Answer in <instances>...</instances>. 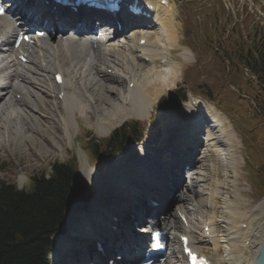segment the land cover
I'll list each match as a JSON object with an SVG mask.
<instances>
[{"label": "bare ground", "instance_id": "1", "mask_svg": "<svg viewBox=\"0 0 264 264\" xmlns=\"http://www.w3.org/2000/svg\"><path fill=\"white\" fill-rule=\"evenodd\" d=\"M149 1L152 2L154 8L152 15H154L151 19L143 21L142 26L146 27L149 35L146 45L141 48V52L145 53L146 56L148 55L149 58H155L156 63L155 60L152 63L145 62L140 58V54H136V50L140 49L138 45L139 38L137 37L141 36V33L129 45L120 46V51L111 53L97 51L96 48L81 40L80 37L56 42L51 47L47 39L45 42L41 41L43 45L35 43L31 47H41L43 56L36 54L34 51V54H32L29 49H26L27 60L25 66L16 64V60L10 54H7L9 66L6 69L9 71L11 78L4 87L0 88V147H3L2 143L9 140L20 143L24 141L25 144H28L26 140L31 136V130L49 128L47 125L52 123L51 116L54 120L55 114L58 117L57 121L61 123L60 126L68 129L77 126L76 116L78 115L87 124L94 126L99 135L108 133L113 126L128 116L147 117L149 110L156 105L164 89L174 86L178 80V75L181 74L179 63L170 55L172 53L171 48L178 45L177 30L174 23L177 13L172 7L159 5L158 0ZM15 2V0H12L14 7L17 6ZM17 7H20V5ZM26 8L29 10V7ZM9 11V15L0 18V28L2 30L7 29L4 32L5 39L8 38V35L10 37V32L14 28L15 22L18 21L11 20V24L7 25V20L14 16L13 11L11 9ZM29 12L30 15L33 14L31 9ZM80 16L82 15L80 14ZM88 20L84 18L75 21H79L85 27L86 23L90 22ZM142 30L144 29H135L134 31L140 32ZM114 34L116 35L115 31ZM120 35L117 34V36ZM126 43L128 44V42ZM51 49L54 50L53 55ZM4 52H7V50ZM181 56L183 62L192 58V54L188 49L181 52ZM50 58H52V61L49 60ZM43 60L45 63H42ZM41 66H44L43 69ZM76 66H79V69H76ZM22 67L26 69L22 70ZM53 67H64L63 72L68 78L62 85L65 89L62 102L55 95L54 98L52 97L53 93L50 86L44 85V81L50 80V74L48 73ZM81 68H83L84 76L77 78L78 70L82 74ZM102 74L104 76L100 78L99 76ZM85 77L86 79H84ZM16 80H18V83L13 85L12 82ZM126 81H131L132 87L127 86ZM26 83H29L30 86H27ZM21 85L25 87L21 88ZM32 86L34 88H31ZM21 89H24L21 96V101L24 102L23 106L19 105L18 101L14 99V96L16 98V94L20 93ZM56 101L61 104L60 108ZM47 112L49 115H46ZM172 113L159 111L162 129L166 130V133L163 139L158 142L157 148L154 149L149 146L150 143H154L151 141L139 145L137 148L128 146L112 162L105 164L101 171L89 166L86 161V166L81 164L82 180L93 181L96 193L90 201L73 204L70 207L67 215L68 231L72 230L79 233L78 237L81 238L84 231L96 227L95 221H97L101 230L99 244L102 252L97 253L96 256H101L105 252L106 249L102 246V242L108 236L114 238L115 249H120L119 242L116 241L121 237L120 233L113 231L110 234L104 228L109 218L121 210H127L132 217H138L142 213H146L144 212L145 208H143L141 213L134 214L141 208L138 206V202L132 205L129 203L131 199L128 201L123 200L127 191L142 188V193L150 198H156L158 195L161 198L163 194L169 192V202L175 207V210L180 209L184 213L190 209H194V211L201 209V202L197 203L194 208L192 207L193 204L189 203L188 197L201 196L200 183L204 181L203 173L206 171H204V167L207 165L213 167V160L218 163L220 155L225 157V155L232 154V135L225 130L224 117L209 104L205 103L203 108L201 105L193 107L188 104L185 108L173 110ZM44 116L50 119V122L42 123V117ZM170 120L175 123L180 140L191 141L190 144L194 145L199 134L203 138V147L199 150L195 149L194 153L191 152V156L194 154L193 158L195 157L193 162H199V166L196 168L200 171L195 173L192 178L187 176V179H191L187 185H184V180L181 179L183 166H178L180 159L173 158L174 156L170 153L172 146L176 144L173 143L172 137L167 134V131L174 130L170 127ZM67 136L69 139L71 138L70 131ZM192 148L194 147L189 148L190 151ZM180 149H182V145L179 146ZM223 164L225 166L224 161ZM133 165L135 168L137 167L136 170L131 169ZM228 168L236 169L235 160H231V166H228ZM165 172L168 176H171L172 180H170L171 184L168 183V187L162 188ZM169 185H175V187L172 188ZM192 185V189H189ZM210 189L207 192L208 194H212L213 197H222L219 186ZM135 199L141 203L139 205L148 207L142 195ZM213 200L209 201L210 206H213ZM223 200L225 202L222 205L228 204L229 207L221 211L222 213H229L233 209V201L229 198H223ZM263 206L264 197L252 211L231 212L233 213L231 214L232 217L225 218L223 225H221L223 228L222 234H218L220 231L214 226L216 222L214 211L210 212L211 215H208L205 219V224H211L210 233L212 237L209 238L204 235V229L202 228L198 238L191 241L190 245L195 250L203 251L205 254L208 253L204 249L209 245L213 251L209 256L215 264H255V254L264 243V231H260L259 235L257 234L258 230L255 227H259L257 226L259 223H255L256 218L254 216L256 211H259ZM107 210H110V212L108 213ZM168 212L162 211L158 217H153L151 221L154 225L168 230L170 234L173 230L183 233L184 228L176 216V211L173 214ZM235 215H242L243 220L237 223L235 219L238 218H234ZM243 222L246 224V228L239 226ZM262 230H264V227H262ZM90 236L91 234H87L83 240H75L66 232L56 238L53 247L55 251H58L61 246L59 251L61 250L66 254L68 246H75L80 256L88 254L86 255L88 257L95 252L92 249L93 241ZM189 237L194 238L192 233ZM219 250H222L221 255L218 254ZM178 252L180 253L179 250ZM173 253L175 255V250L172 248ZM178 256H180V259L181 254ZM131 263L129 259L114 262V264ZM162 264L168 263L165 261Z\"/></svg>", "mask_w": 264, "mask_h": 264}, {"label": "rangeland", "instance_id": "2", "mask_svg": "<svg viewBox=\"0 0 264 264\" xmlns=\"http://www.w3.org/2000/svg\"><path fill=\"white\" fill-rule=\"evenodd\" d=\"M181 1L183 2L182 6H184V7H183V9L181 8L182 15L180 17L179 22L182 23V25H181L180 29L178 30V33H177L178 39H181L183 37L185 39L186 38V31H187L188 37L193 41L192 44L194 45V47H203V45H204V43H203V37H204L203 25H206L209 29H211L213 24L216 21L223 22L226 26L230 24L229 16L223 17L220 13L218 14V17H216V18L214 17V19L210 16L211 10H210L209 6L214 7L216 0H196L199 3L198 4L199 6H195L194 9L188 8L189 5H187V4L184 5V2L186 0H181ZM223 1H224V3L227 2V0H223ZM229 2L232 4V7H234L233 11L231 12L232 13L231 18L234 20L236 19L235 21L238 22L242 28H245L244 29L245 31L248 29H252L250 27V25L252 24V22L254 20H257V21H260L261 23H264V21L262 22L260 20V18L258 17V14L256 12H253V10H252V7L254 5H256L257 7H259V9L261 10V13L263 14V12H264V0H230ZM180 7H181V4H180ZM237 13H239L240 16H238ZM228 14L229 13H226V15H228ZM174 23H175L176 30H177L179 25L176 24L177 23L176 20ZM221 29H222V27H221ZM184 43H185V41L183 40L181 45L179 44V46L176 45L177 47L174 46L175 48L174 47L171 48V50L174 49V52L170 54L171 57H173L175 59V61H177V59L179 60V62L178 61L177 62L179 63V66L181 67L183 74L180 78H178V80L176 81V84L171 88V90L166 94H162L160 97L161 98L166 97L169 95H173V94L177 93L178 91H183V94L185 93L187 97L196 96V97L202 98L203 100H207L204 97H202L201 95H197L198 93L195 94V93L191 92L190 89L186 86V82H185V75L187 73L186 67L189 66L190 64L188 61L183 62V59L181 60V57H182L181 52H183L185 49H187L189 47V49L192 51V55L195 58L197 56L199 59H201L203 57V55H200V54L196 55V53L190 48V45L185 46ZM184 47H186V48H184ZM180 49H182V50L179 52ZM31 53L34 54V52H31ZM191 60H193V59H191ZM212 62L213 61L206 59L205 62L203 61V65H206L207 68L210 70H214L215 65H213ZM41 67L43 69L44 66H41ZM196 68L197 67L194 66V67H191L190 70L194 71V70H196ZM76 69H79V66H76ZM81 69H82V74H81V71L78 70L77 78L84 76L83 68H81ZM219 75H221V74H212V78H218ZM84 79H86V77ZM206 82L210 83L209 80H206ZM26 85L30 86L29 83H26ZM31 88H34V87L32 86ZM229 88L232 89L230 86H229ZM159 103H160V100L158 101L157 105ZM211 103H212V101H211ZM60 105H59V107H60ZM180 108H183V107H180ZM163 109L164 108L158 106V110L155 112V114H152L154 116H151L149 118V121L145 120L146 117L145 118H136L134 116L133 117L128 116V117H126V119L122 120L117 125H119V124H121L124 121L129 120V119L130 120L131 119H138V121L141 123V125H139V128L144 130V137H143L142 141H146L145 143L150 142V141L151 142H158L162 139L164 131L162 130V128L160 126L155 125L156 123L152 124L153 123L152 117H155V120H157L158 116H159V111L162 112ZM217 109H219V108H217ZM219 112L222 113L228 119L227 114H225V112L223 110H220ZM46 115H49V113L47 112ZM54 116H55L54 120H53V116H51L52 117V119H51L52 123H48V125H47L49 128L46 127L43 130H37L38 128L36 127L37 129L31 130V133L32 132L33 133L32 134L30 133L31 136L27 138L28 140H26V142L28 141V143H30V145L25 144L24 141L20 143V142H15V141H11V140H9L8 142L2 143L3 147L2 148L0 147V179L8 181V182L13 181L20 186L22 183H24V181L18 179V176L16 177V175H18L21 172L25 173L26 176L29 177L36 170H40V169L45 168V166H47L54 159H66L68 157L71 158L73 155H76L77 157H79L82 154L81 150L77 149L73 146V141L76 137L79 138L80 136H83V137H81V139H83L84 135H86L85 133L88 132L87 134L89 137H93V138L95 137L96 139H100V136H104L107 134V133H105V134L99 135L96 132V129L94 126L87 124L83 119L78 118L79 125L81 127L82 132L79 133V130H77V129L74 132L71 131V134H72L71 141H69L68 139H62L60 132H59V124L56 123V121L58 120V117L56 116V114ZM48 121L50 122V119H47L45 116L42 117V123H47ZM117 125H115V126L117 127ZM115 126H113L110 129V131H112ZM248 126L254 127V124L249 123ZM25 132H27V131H25ZM233 132H234V142L237 145V147L235 145L234 149L236 150V154L238 157V163H237L238 177L236 179V183L232 187L231 185L228 184L226 178H224V176L226 177L227 175H223V173L218 172L219 169L222 170V167H225L223 162L220 159L218 160L219 161L218 163L216 161L214 162V160H213V167H210L209 165L204 167V171L206 170L205 173H203L204 174L203 175L204 181L200 183L201 188L199 187L201 189L200 190V195H201L200 198L201 199L199 198L198 195L188 197V201H190L189 203H192L193 204L192 207H194V208L196 207L195 205H197V203H199V202L202 203L201 204L202 208L199 207L201 209H198L195 211H194V209H192V210L190 209L187 212L189 214L190 218L192 219L191 225L193 228V232L196 236V237H194L192 234V236L194 238H198V236H199L198 233L200 230H202L201 229L202 223H204V224L206 223L205 219H207L208 215H211L212 211H214L216 218H217V215L219 217H223V219L224 218H231L232 217L231 214H233V213L243 211V210L252 211L253 208L256 207L258 202L264 197V195L259 194V192L256 189H253V187L250 183V173H249V171L246 170V167H248L247 162L244 163V160L241 157V152L238 149V142L241 139H240L237 131H233ZM12 142H14V143H12ZM6 144H8V146ZM235 162H236V160H235ZM91 163L94 167H97V163H95L93 161H91ZM84 165L86 166L85 162L82 163V166H84ZM82 166H81V169H82ZM102 167H103V165H98V168H100L99 171H101V169H103ZM235 168H236V166H235ZM196 170L197 171L195 173H198L200 171V169L198 170V168H196ZM229 170H231V169H229ZM235 171H236V169H235ZM82 179H83V177H82ZM221 180H223L224 195H223L222 189H220L219 182ZM217 181H218V183H217ZM217 184L219 185V189L222 192L221 196L224 199H227V198H229L227 195H229L231 198V199L230 198L229 199L231 201H233V209L229 213H227V212L222 213L223 210L222 211L220 210V213H219V205L221 204V200L219 199L216 201L215 200L216 196L213 197L212 194H209L210 196L207 195L208 190H211L210 188H215L217 186ZM93 185H94V183H92L91 186H93ZM94 192H95V190H94ZM233 193H234V195H233ZM222 197H220V198H222ZM206 198H207V200H206ZM211 199H214L213 200V206H210L209 201ZM222 204L220 205V207L222 206ZM166 210L169 211L168 213L173 214L175 208H174V206H172L167 201ZM231 212H233V213H231ZM199 213H201V215H199ZM219 217L217 219H219ZM254 218H256L255 223L256 224L259 223V225H257L259 227H255V228H257V230H258L257 234L259 235L260 231H264V230H262V227H264V206H263V208H260L259 211H256ZM203 220H204V222H202ZM221 224L223 225V223H221ZM220 228H222V227L220 226ZM220 228L217 229L218 231H220V232H218V234L223 233L222 232L223 230L222 229L220 230ZM171 232L172 233L170 235L173 236L172 238L174 240H176V232L179 234V231L173 230ZM181 232H182V230H181ZM172 247L175 250V255H176L175 256L173 253L172 259L175 258L176 261H179L181 258L179 259L180 256H178V255H180L181 252H180V254H178L179 252H178L177 246H175V242H173ZM206 249L210 254L213 252L209 245L207 246ZM218 254L221 255L222 250H219Z\"/></svg>", "mask_w": 264, "mask_h": 264}, {"label": "trees", "instance_id": "3", "mask_svg": "<svg viewBox=\"0 0 264 264\" xmlns=\"http://www.w3.org/2000/svg\"><path fill=\"white\" fill-rule=\"evenodd\" d=\"M234 33L232 30L227 36L230 34L237 47L228 41L227 47L240 65L256 77L255 82L246 81L240 87L247 97L240 104L249 120L262 124L256 131L257 165L253 177L257 189L264 192V41L254 33L249 45ZM125 133L127 129L123 127L113 131L107 139L91 141L92 156L97 158L102 154L104 159H111L124 143ZM261 149L262 157L258 155ZM76 177L73 163H54L50 177L34 176L28 189L18 190L13 184L0 181V264H48L51 238L60 232L68 207L90 195L86 185Z\"/></svg>", "mask_w": 264, "mask_h": 264}, {"label": "snow or ice", "instance_id": "4", "mask_svg": "<svg viewBox=\"0 0 264 264\" xmlns=\"http://www.w3.org/2000/svg\"><path fill=\"white\" fill-rule=\"evenodd\" d=\"M3 9H0V12H2ZM185 239V242L187 243V239ZM185 251L188 254V257L190 258L191 264H207V262L202 257H197L193 252H191L189 249H185Z\"/></svg>", "mask_w": 264, "mask_h": 264}]
</instances>
